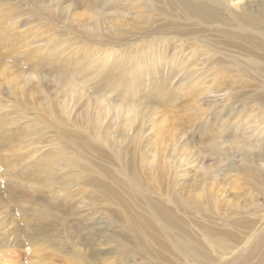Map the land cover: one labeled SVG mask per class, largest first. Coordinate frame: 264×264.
Masks as SVG:
<instances>
[{
  "label": "bare ground",
  "instance_id": "6f19581e",
  "mask_svg": "<svg viewBox=\"0 0 264 264\" xmlns=\"http://www.w3.org/2000/svg\"><path fill=\"white\" fill-rule=\"evenodd\" d=\"M96 1L82 3L88 10L87 19L76 28L45 22L54 26L47 32L74 33L71 39L76 51L66 59L62 54L69 40L61 39L65 35L43 33L38 37L20 32L16 30L20 14L14 15L12 8L0 10V75L13 76L12 82H4L7 95L0 90V135H6L1 139L17 135L10 133V126L20 128L15 124L25 113L16 98L25 96L27 89L47 99L43 86L48 81L67 99L87 96L91 118L84 129L89 131L90 142L83 146H88L92 156L91 162L74 168L78 182L64 185L72 191L63 192L61 202L46 205L49 213L61 210L75 221L70 238L48 231L52 225L69 226L62 215L55 214L51 221L42 215L47 218L37 226L35 237L5 238L0 264H20L11 254L25 257L22 264H53L43 258L45 244L50 242V253L60 254L61 243L72 238L68 253L74 254L75 264H264V205L254 199L246 206L225 200L224 188L218 183L235 173L234 164L240 161L250 190L263 194L264 142L252 147L257 153L242 159L222 153L213 161L214 155L202 152L243 149L230 135L223 136L229 128L242 126V111L259 110L257 124L264 123V9L259 12L233 0ZM122 1L135 10L125 13V4H119ZM37 2L51 8L49 0ZM58 27L61 30L56 31ZM129 34H135L134 40L128 39ZM53 50L60 53L51 54ZM15 54L28 65H8L5 60ZM43 62L56 65L51 78L41 70ZM232 91L243 100H236ZM183 98L189 99L192 118L198 121L202 149L197 152L186 151L192 139L181 131L158 142L162 145L151 140L155 115ZM203 103L211 104L208 114ZM10 114L11 122H4ZM208 121L216 127H207ZM58 124L50 126L57 129ZM259 127H246V134L261 135L264 126ZM40 128L34 133L29 125L20 128L24 132L18 138L34 140ZM210 132L216 135L208 137ZM19 156L0 162L4 164L0 184L5 193L0 197V237L15 232H4L14 224H5L9 214L18 213L21 219L35 205L32 192L49 187L58 170L73 167L65 161L63 150L58 160L39 170L24 165L20 158L24 156ZM195 162L201 174L196 170L193 179L183 180L181 171ZM85 193L91 196L88 206L80 205L78 198L74 203V198L82 199Z\"/></svg>",
  "mask_w": 264,
  "mask_h": 264
},
{
  "label": "rangeland",
  "instance_id": "374dc122",
  "mask_svg": "<svg viewBox=\"0 0 264 264\" xmlns=\"http://www.w3.org/2000/svg\"><path fill=\"white\" fill-rule=\"evenodd\" d=\"M2 1L3 3L0 6L1 11L12 8L14 15L20 14L19 17L17 18L18 20L16 19L17 20L16 30L20 32L25 31L24 33H27L28 35L38 36V37L41 36L43 33H45L48 36H55L57 35V33L60 35H65V36H62L61 39H68L69 41L67 43V46L64 45L65 48L67 47L68 49L64 51V54H62L63 59L69 58V55H73V53L76 51L74 50L75 41L71 39L72 37H74L73 36L74 33L64 34V32L63 33H60V32L55 33V31L47 32V30L53 29L54 26L48 27V25L45 22L58 23L59 26L61 25L63 27L65 26L67 27L68 25H71L73 26V28H76L78 23L87 19L86 14L88 10L86 8H83L82 6L83 5L82 3L87 2V0H57L59 5L58 4L52 5L53 1L49 0L50 2H48V5H50L49 7L51 8L42 7L41 5H38L37 0H0V3ZM101 1L97 0L96 2L97 3L100 2L101 4ZM133 1L137 2L138 0H133ZM233 2H236V3L244 2L246 4H250V6L253 9L259 10V12L260 10L264 9V0H233ZM119 4H125V8H124L125 13H127L128 11L133 12L135 10V9L134 10L130 9L129 6H126V5H129L127 1H122ZM113 10H118V9L116 7ZM108 12L110 13L111 11H108ZM120 12L122 11L120 10ZM8 18H13V16H10ZM0 21H1V14H0ZM58 28L56 29V31L61 30L60 27ZM50 33H53V35ZM129 35L130 36H128V39L134 40L135 34H129ZM31 36L29 38H31ZM64 46L61 45L59 49H61L62 47L64 48ZM45 53H48V51ZM50 53L54 55H58L60 52H58L57 50H53ZM37 54H35L36 57H38ZM19 56L20 55L18 54H15V57L14 55L13 56L10 55L8 56L9 58L6 59L5 61L8 63V65H17V64H20L23 66H25V64L28 65L27 62L20 60L21 57L19 58ZM43 64H42L43 67L41 70H43L44 71L43 73L48 75L51 78L52 75L54 74L52 72L53 69L51 68H54L56 65L54 66L53 64H51L48 66L47 63H44V62ZM199 67L200 66H198V68ZM14 70L15 69L11 71H14ZM16 74L17 72H15L14 75ZM73 74H74V71H73ZM7 76L9 77L8 79H11V82H12L13 76H9V75ZM8 79L0 75V90L3 89V91H5L4 90V88L6 87L5 83L9 81ZM44 87H45V92L48 93L47 99L43 100V97L40 93H37L36 91L29 92V90L27 89L25 92L26 94L25 96H23L22 98H16V103L19 105L20 110H23L26 115L24 114L22 118H20V121L15 125H19L17 126V128L20 127L21 129H26V126L29 125L31 126V129H33V130L30 129L31 130L30 132L32 133H34V131L39 132L36 129H39L41 127L40 128L41 132L38 135L39 139L37 138L38 136H36L34 140L32 139H30L29 141L20 140V138H18V135H21V133L24 131L20 130V128L16 130V127L13 128V126H10L9 127V129H11L10 133H16V132L18 133H16L17 135H14L11 138H7V139H1L2 136H6V135H0V162L1 161L6 162L8 160L13 159L16 155H20V156H24V157L19 156L23 160L24 165H26L27 167L31 169L39 170L45 164L58 160V156L63 150V152L65 153L64 158H66L65 161L68 160V162L71 163L73 167L68 166L66 168H62L58 170L57 173L54 174V177L50 179L52 183L51 182L49 183L50 184L49 187L42 189L40 191H36L34 193L32 192L33 194L32 200L35 205L29 206L31 210L24 211L22 214L24 216L21 217V219L25 220L26 224H22L23 222L19 218L18 213L16 214L11 213L9 214V216L6 217L5 224L8 226L9 223H14L13 224L14 227L10 226L11 229L12 228L14 229H12V231H10L11 229H6V231H4L5 234L8 232H13V231L15 232L11 236L2 235L3 237H0V259L1 260L4 259L3 255H5L4 253L5 250L1 247V243L5 242V238L10 237V240L16 241L27 235H29L31 238L35 237L39 233L36 231L37 226L40 224V222L43 221V219L47 218V217H44L45 215H47L49 217V220L51 221L53 219H50V218H53L55 214L59 213L65 218L67 224H69V226L66 228L62 227L61 225H58V226L52 225L48 228V231L49 230L56 231L59 234V236H63V234L65 236L68 235L67 238H70L69 237V235H71L70 233L75 232L74 231L75 221H73L71 216L69 217L64 212H62L61 210H57V209L50 210V213H49L46 208V205H48L49 203L54 204L57 202H61L62 200L61 197L63 196L62 193L67 192V190L72 191L71 189H69L67 185L66 186L64 185L68 183L76 184L78 182V181L76 182L75 180L78 177V174L74 170V168L76 167L78 168L79 166H82L83 164L89 161L91 162L92 156L88 150V146H83L84 143L89 145V142H90L87 138L89 131L86 132V129H84L85 121L87 120V118L89 119L91 118L88 115V111L86 107L87 105L86 97L87 96H85L82 99H74L73 101L72 99H70V97L69 99H67L63 91L61 92L59 88H55V86H53L52 83H49L48 81L44 84L43 89ZM223 89H228V87H224ZM234 92L238 96L236 100H243L242 99L243 97L240 93H238L237 91H232V93ZM3 93L4 94L2 95L4 96L7 95L6 91ZM31 102H33V105L28 104ZM240 103L241 101H239V104ZM209 104L210 103H203L202 105L204 107L205 113L207 112L206 114L209 113L208 111L209 109L211 110L210 106L208 107ZM143 105H146V104H143ZM191 106L192 105L189 99L183 98L182 100L177 102L175 105H172V106L167 105L166 107H162L159 110V113L155 115L156 116L155 118L157 119V123L153 124L154 128L152 129V131L154 135L152 136L151 140L155 141L157 145H162V143H158V142H161L163 140L166 141L170 134H178L181 131V132H184L185 134L186 133L190 134V136L188 135L187 138L192 139L188 147L187 145L185 146L186 151L197 152L198 148H200L199 147L200 137L198 134V126H197L198 121H194V119L192 118L193 113L191 112H193V110L190 109ZM254 107H256V105H254ZM161 110L162 112H160ZM35 113L37 114L39 113L40 116L42 117L36 118L38 116H36ZM249 113L250 112L243 113L242 111V114H241L243 116L241 119L243 120L242 126L239 127V129L231 127L229 128V130H227V132L229 133L227 134L226 132L223 135V136L230 135L231 137L230 139H235L234 141H236L237 145H242V146L244 145L242 150L237 151L236 147H234L233 149L234 151L230 149L227 150V147L225 150V147H221L222 150L224 149V152H221L220 149H216L215 152H211V151L200 148L202 149V152H206L210 155H214L213 161H217L218 159H220V155L222 153H230L231 155L233 154L232 156L238 159H240L242 156L246 154L253 156L254 153H257V150L252 149V147H255L258 144H260L261 143L260 141L264 142V129L260 130L261 135H258V133L256 132L255 134H250V135L248 133L246 134L245 129L246 127H249L250 125L260 126L262 128L264 126V123L259 125L260 119H257V116L260 114L259 110H255V112L253 111L251 114ZM161 114L163 116H161ZM245 114L247 115V117ZM214 115L215 114L213 113L210 116H214ZM12 116L13 115L11 116L8 115L7 117L5 116L4 122L10 123L11 122L10 118ZM255 117L259 122L256 119H254ZM235 121L234 119L232 120V122H235ZM254 121H257V122H254ZM52 122L56 124H58L57 122H60L61 124L57 125L58 126L57 129H52V127L50 126ZM195 122L196 124H194ZM208 122L209 124H207ZM208 122H206V125L210 129H214L216 127V125L213 126L214 124L213 120H212L213 124L211 123V121H208ZM36 126L39 128H37ZM87 127H89V125ZM191 128L193 129V133H195V135H192L190 131ZM211 135L212 136L216 135V133L210 132L208 134V137H211ZM220 139L222 140V138ZM206 142H207V139H206ZM206 142H205V145H208L209 142L207 143ZM25 145H29V146H25ZM205 149H206V146H205ZM226 164H228V161L226 162ZM0 166H1L0 167L1 168L0 174H1V172L3 173L2 168L4 164L2 166V163H1ZM234 166H236L235 173H232L226 176L224 179L221 178L220 180H218L220 182L217 181L221 185L220 188L221 187L224 188V190H222L223 194L225 195L224 199L225 200L233 199V201H235L236 204H238L239 206H246L250 203L251 199H254L255 203L263 206L264 205V192L263 194H260V193L257 194L256 192H252L247 185L248 182H246L247 178L245 174H242L244 172L243 170L244 167L241 166L240 161L238 163H235ZM217 169L218 168H215V170ZM185 170L186 172L181 171V173L183 172L185 174L180 176L185 181H190L191 179H193L194 178L193 176L195 175L196 170L198 174H201L202 172L200 169H198V165H196V162L191 164L189 168ZM181 173L179 175H181ZM62 183L64 184L62 185ZM75 193L76 192L71 193V194H75ZM4 196H5V193L2 191V187L0 184V197H4ZM89 196L90 195L85 193L82 199H79V197H76V198L73 197L74 203L77 202L76 200L78 198V200H80L78 202L80 205L88 206V204H90L91 202V199H90L91 196L90 197ZM31 229H34V230L31 231ZM44 229L45 227L43 228V230ZM72 242H73V238L71 241L62 242L60 248L63 252H61L60 254H55V255H53L52 252L50 253L48 251L51 249V244L50 242H47L45 244L47 246V251H44L43 258L47 262L53 263V264H68V263L73 264L76 261L74 259V254L68 253L69 248L72 247V245L70 244ZM65 251H67V253ZM15 255L16 254H11L9 256L13 260L18 261L20 264H22L24 260L26 259L23 256L17 257ZM62 256L66 257L68 261H63L64 259H62Z\"/></svg>",
  "mask_w": 264,
  "mask_h": 264
}]
</instances>
